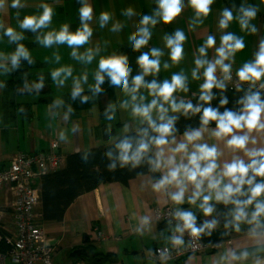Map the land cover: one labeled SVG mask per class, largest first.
Returning a JSON list of instances; mask_svg holds the SVG:
<instances>
[{
	"label": "clouds",
	"instance_id": "clouds-1",
	"mask_svg": "<svg viewBox=\"0 0 264 264\" xmlns=\"http://www.w3.org/2000/svg\"><path fill=\"white\" fill-rule=\"evenodd\" d=\"M59 3L39 0L34 12L22 15L29 0H0V14L15 13V27L0 19V44L6 46L0 48V93L18 72L21 82L14 95L38 97L49 80L58 93L66 90L68 99L55 95L44 118L56 141L67 144L81 132L73 104H91L90 111L99 117L107 84L116 100L106 101L102 112L104 168L110 174H132L140 181L139 190L150 191L163 206L129 217L131 233L140 238L158 222L165 224L152 237L161 247L144 250L148 264H170L184 253H189L184 264H192L195 250L205 246L217 249L210 264H264V25L256 23L264 0H225L215 10L216 32L203 36L190 68L181 66L188 33L200 35L217 0H151L149 13L123 9L124 20L109 11L96 14L91 0H76L79 23L74 31L69 22L54 26ZM186 11L191 13L187 31L163 30ZM93 22L110 33L131 26L127 45L137 54L135 70L127 54L108 51L109 40L93 42ZM158 25L163 33L159 45L152 43ZM28 33L38 48L51 50L42 58L47 72L36 71L34 79L30 69L37 59L24 43ZM246 37L258 39L250 57L238 63ZM62 47L72 63L61 62ZM24 62L28 71H22ZM230 88L240 94L231 107ZM118 112L127 119L114 132ZM17 113L26 116L27 109L20 105ZM197 117L198 126L186 124L181 132V118ZM80 158L88 164L95 153L89 149ZM214 233L219 240H211Z\"/></svg>",
	"mask_w": 264,
	"mask_h": 264
},
{
	"label": "crops",
	"instance_id": "crops-1",
	"mask_svg": "<svg viewBox=\"0 0 264 264\" xmlns=\"http://www.w3.org/2000/svg\"><path fill=\"white\" fill-rule=\"evenodd\" d=\"M52 1L45 0L49 4ZM38 2L39 0H29L30 7L24 9L22 15L34 12L35 4ZM248 2H256V0H248ZM224 3L225 0H217V4L213 6V14L200 29L199 36L189 32L190 46L189 50L185 48L187 54V58L183 62L185 67L187 66V62L191 67L192 52L202 42L203 36L208 32H216L215 10ZM236 3L239 4L240 0H236ZM14 15V10H9L7 14H0V19L15 27ZM256 23L258 26L264 25V11L258 16ZM233 30L239 31L235 25H233ZM27 35L29 36L31 33ZM245 39L247 47L244 52L238 54V63L250 57L258 38L246 37ZM24 43L29 49L33 50V55L36 57L37 62L41 64L40 68L32 71V78L34 79L36 71L44 70L47 72L49 66L42 63V58L50 56L51 50L38 48L36 44L27 40ZM5 47V45L0 44V48ZM14 47L15 45L11 46L12 49ZM60 51L63 56L61 62L72 63L68 59L66 49L62 47ZM109 52L111 51L109 50ZM77 67L79 70V66ZM162 75H166V73H162ZM10 79L11 77L8 78V81ZM195 89L196 85L192 84V90L194 91ZM42 93L44 94L38 97L17 96L7 91L0 93V171L6 169L11 159L18 153L28 155L33 152L45 153L49 150L50 140L54 135L47 129L44 118V109L47 103H40L39 99L43 97H50L52 99L57 94H63L65 97L67 92L63 90L61 93H58L49 80L48 86ZM106 101H108L106 96L100 99L98 103L100 113L101 108L105 107ZM9 102L12 104L7 105ZM23 104H30L32 110L30 118L17 113L18 107ZM90 109L78 111L73 117V120L81 126L79 135L70 136L69 143L67 144L57 142L59 153L64 159L68 154L86 151L95 147V145L107 146L102 143L103 127L105 124L103 116L99 115L98 117L97 113L90 111ZM118 114L120 116H117L114 132L121 127L122 118L127 119L126 115L119 112ZM98 136L101 139H98ZM39 179V177L33 179V185L36 189H38ZM139 182L137 178H134L127 185L119 183L99 185L93 191L84 193L76 198L66 209L64 217L60 222L42 221L41 206L38 203L34 208L35 220L42 226L50 245L54 249L52 255L53 264H87L82 260L70 258L69 254L78 248H84L89 253V247H91L92 252L115 256V262H105L103 264H144L148 260L144 250L148 247H151L153 250L161 247L152 237L156 236L165 227V224L158 222L153 228L152 233L146 235L144 238L137 237L131 233L129 217L133 213L142 214L148 212L150 209H163V206L157 203L156 197L150 191L139 190ZM13 203L14 195L10 187L5 186L0 190V227L6 235H13L15 232ZM131 223H134V221ZM0 251H4V246H0ZM216 251L217 249H212L194 255L195 258L192 264H210V258ZM186 259L187 257L178 263L171 264H184Z\"/></svg>",
	"mask_w": 264,
	"mask_h": 264
},
{
	"label": "trees",
	"instance_id": "trees-1",
	"mask_svg": "<svg viewBox=\"0 0 264 264\" xmlns=\"http://www.w3.org/2000/svg\"><path fill=\"white\" fill-rule=\"evenodd\" d=\"M119 53H124L129 56L130 62L133 64V68L135 70V57L136 53L131 52L128 45L120 46L117 50ZM25 68L22 71H28L29 69L26 66V62H24ZM41 67L40 63H36L34 68L30 69L32 72L35 69ZM20 73H15L8 81V93H13L14 88L17 83H20L19 80ZM33 76H30V79ZM49 81L47 82V84ZM47 87V86H46ZM106 88V97L108 101H115V94L112 89L107 87V84L104 85ZM215 91V90H214ZM49 92V91H47ZM44 94V93H42ZM230 104L229 107L232 106V102L236 97L240 94L235 93L231 88L227 93ZM66 100L68 96L64 97ZM50 97H43L39 99L40 103H48L50 102ZM218 101H213V105L215 106ZM11 105L9 102L7 105ZM23 106L27 109L26 117H31V107L30 104H23ZM73 107L78 111L89 110L92 108L91 104L80 105L79 102L73 104ZM104 107L101 108V116ZM186 124H193L194 126H198V117L194 118L191 121H186L181 118L178 127L183 131V126ZM106 146H98L90 148L95 153V158L88 164H83L81 162L80 154L83 151H78L75 153L68 154L64 159L63 166L53 172L46 173L39 178V203L41 206V217L44 222H60L62 221L66 209L71 205V203L78 198L80 195L93 191L101 184H110V183H119L122 185H127L128 182L135 177L132 174H128L127 172H118L116 174L108 173L104 164L105 161L102 159V153ZM89 150V149H88ZM6 234L0 227V237L3 238ZM219 233H214L211 237V240L216 241L219 240ZM2 243V242H1ZM0 243V245H1ZM91 257L88 260H83L79 258H75V260H82L87 264H103L105 262H115L116 258L112 254H102L99 252H92L91 247L88 248ZM178 263V262H177Z\"/></svg>",
	"mask_w": 264,
	"mask_h": 264
},
{
	"label": "built area",
	"instance_id": "built-area-1",
	"mask_svg": "<svg viewBox=\"0 0 264 264\" xmlns=\"http://www.w3.org/2000/svg\"><path fill=\"white\" fill-rule=\"evenodd\" d=\"M63 163L64 158L53 136L47 152L18 153L8 167L0 171V190L8 186L14 195L15 226L13 235L0 237V246H4V251H0V264H14V261L18 264H52L54 249L42 226L35 220L34 208L39 203V192L33 185V179L60 169ZM212 249L216 248L205 246L195 250L194 255ZM188 254L180 255L170 264L183 260Z\"/></svg>",
	"mask_w": 264,
	"mask_h": 264
},
{
	"label": "rangeland",
	"instance_id": "rangeland-1",
	"mask_svg": "<svg viewBox=\"0 0 264 264\" xmlns=\"http://www.w3.org/2000/svg\"><path fill=\"white\" fill-rule=\"evenodd\" d=\"M91 2L93 4L94 11L96 14H98L100 11H109L114 14V19H119V20H124V17L121 16L120 13L123 9L129 6L133 7L138 14L149 13L152 7L151 0H91ZM78 7L79 5L76 3V0H60L59 5L55 6L56 14L53 18L54 26H58L60 23L63 22H69L71 23V30L74 31L79 23L78 15H77ZM189 15H191L190 12L186 11L180 18H178V20L174 23V25L167 26L168 28H164L163 30L170 32L173 30L174 27H183L187 31V17ZM92 26L94 28L93 42L96 41L103 42L104 40H109L110 46L108 51L117 50L120 46H124L125 44H127V36L132 30L131 26H129L128 28H125V30L121 33H110L107 28L99 29L98 26L95 24V22H93ZM160 28H162V26L158 25L157 30H155L154 32V37L152 41L153 44L159 45L161 43L160 37L162 36L163 33L160 30ZM29 36H30L29 40L27 41L31 42L32 34ZM188 37L189 39L186 42L185 48L189 50V46H190L189 33H188ZM66 51L68 52L67 49ZM181 66L182 67L184 66L183 63ZM185 68H190L188 62ZM175 70L176 69H173V71ZM117 116H120V114L117 113ZM98 137H99L98 139H101L100 136ZM96 146L98 145H95V147ZM57 264H64V263H57Z\"/></svg>",
	"mask_w": 264,
	"mask_h": 264
},
{
	"label": "water",
	"instance_id": "water-1",
	"mask_svg": "<svg viewBox=\"0 0 264 264\" xmlns=\"http://www.w3.org/2000/svg\"><path fill=\"white\" fill-rule=\"evenodd\" d=\"M70 258H79V259H83V260H88L91 257V254L87 252L86 249L84 248H78L73 250L70 254H69ZM144 264H148V260L144 263Z\"/></svg>",
	"mask_w": 264,
	"mask_h": 264
}]
</instances>
